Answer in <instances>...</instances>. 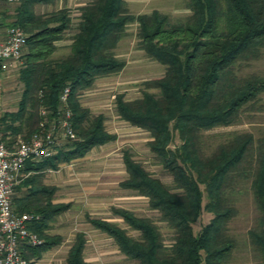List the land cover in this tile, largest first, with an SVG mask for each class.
<instances>
[{
  "label": "trees",
  "instance_id": "obj_1",
  "mask_svg": "<svg viewBox=\"0 0 264 264\" xmlns=\"http://www.w3.org/2000/svg\"><path fill=\"white\" fill-rule=\"evenodd\" d=\"M55 1L18 0L9 23L20 26L27 41L18 68L21 97L15 111L0 116V140L12 144L16 137H28L42 119L41 107L58 110L65 87H69L67 106L75 132V138L64 142L55 154L26 161L23 171L33 173L15 187L25 189L13 194L14 210L35 216L28 226L41 238L39 244L21 245L27 264L60 242L59 235L48 234L46 229L69 205L52 201L54 187L41 182L40 173L116 137L105 128L104 115H91L79 96L97 77L123 68L125 62L114 49L131 22L137 24L139 47L165 70L159 78L146 82L157 93L144 90L130 100L117 94L116 112L148 131L149 149L172 175L174 189L148 172L128 150L123 153L127 176L120 185L146 196L149 206L172 229L173 237L166 245L149 217L126 208L112 209L138 231V237L106 219L89 217L88 221L112 237L119 250L134 260L132 264H228L236 240L228 225L235 208L226 192L241 172L250 170L260 215L248 237L264 264V136L255 143L249 132L234 133L210 149L204 141L205 131L235 122L243 105L264 91V77L238 78L232 71L240 57L264 42V0H188L190 14L177 22L158 10L133 14L126 0H91L79 7L74 26L65 7L48 13L36 11L38 4ZM71 29L69 52L55 57L56 42ZM175 135L180 143L171 148ZM203 209L211 218L195 232L192 224ZM85 242L84 233H77L66 264H93L84 258Z\"/></svg>",
  "mask_w": 264,
  "mask_h": 264
},
{
  "label": "rangeland",
  "instance_id": "obj_2",
  "mask_svg": "<svg viewBox=\"0 0 264 264\" xmlns=\"http://www.w3.org/2000/svg\"><path fill=\"white\" fill-rule=\"evenodd\" d=\"M91 0H56L49 4H38V13H48L65 7L69 10L72 25H76L79 7ZM188 0H126L129 12L147 13L152 10L166 14L171 22L184 21L190 14ZM18 2L0 8V21L12 23ZM137 24L131 22L114 49L116 56L125 65L116 73L100 76L93 84L80 93V102L91 115L102 113L105 128L115 134V139L92 147L84 156L63 162L57 168H48L40 173L39 180L54 187L52 201L68 203V208L55 215L49 222L46 233L59 235L58 244L42 251L33 264H66L68 250L79 232L84 233L86 242L84 258L93 264H132L134 260L124 255L113 238L94 228L89 217H98L117 223L128 234L138 237L124 219L113 212V207L126 208L138 216L149 217L159 228L163 242L172 241L173 231L163 221L160 214L148 204V198L136 190L120 185L126 176L123 153L128 150L132 158L140 162L153 176L160 178L174 189L172 175L163 167L158 158L150 151L148 131L133 126L121 119L116 112V96L123 94L125 99L140 97L144 90L157 93L158 89L147 87L146 82L163 75L165 66L149 57L139 47ZM74 29L65 32L56 42L55 57L65 56ZM238 78L251 75L264 77V42L240 57L232 68ZM18 69L3 75L0 81V116L15 111L21 97L23 84L19 80ZM249 132L255 143L264 136V91L258 97L244 104L235 122L214 127L205 131L204 141L208 149L220 142L229 140L234 133ZM177 135L170 144L179 145ZM254 158V157H253ZM254 163V162H253ZM250 170L241 172L227 188V198L234 206L235 213L229 222V232L236 240V247L228 264H262L258 252L251 245L248 230L256 228L260 212L256 205L251 186ZM33 173V172H31ZM15 190L14 196L23 192ZM206 197L203 199V204ZM15 205V203H14ZM211 218V213L202 210L199 218L192 224L197 232Z\"/></svg>",
  "mask_w": 264,
  "mask_h": 264
},
{
  "label": "built area",
  "instance_id": "obj_3",
  "mask_svg": "<svg viewBox=\"0 0 264 264\" xmlns=\"http://www.w3.org/2000/svg\"><path fill=\"white\" fill-rule=\"evenodd\" d=\"M16 2L18 0H0V8ZM26 41L27 33L20 26L0 21V81L4 74L22 65ZM68 93L69 87H65L56 112L41 107L42 119L28 137H16L12 144L0 140V264H27L21 245L41 243L38 234L28 226L35 216L28 212L17 213L13 194L17 184L31 172L23 171L26 161L49 157L64 142L75 138L72 112L67 106Z\"/></svg>",
  "mask_w": 264,
  "mask_h": 264
},
{
  "label": "crops",
  "instance_id": "obj_4",
  "mask_svg": "<svg viewBox=\"0 0 264 264\" xmlns=\"http://www.w3.org/2000/svg\"><path fill=\"white\" fill-rule=\"evenodd\" d=\"M86 4V3H85ZM84 5V4H83ZM82 6V5H81ZM79 20V18H77V21Z\"/></svg>",
  "mask_w": 264,
  "mask_h": 264
}]
</instances>
